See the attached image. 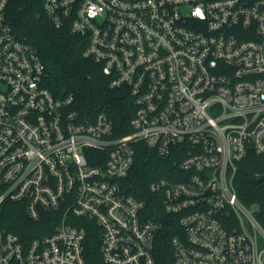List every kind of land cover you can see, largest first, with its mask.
<instances>
[{
	"label": "built area",
	"instance_id": "obj_1",
	"mask_svg": "<svg viewBox=\"0 0 264 264\" xmlns=\"http://www.w3.org/2000/svg\"><path fill=\"white\" fill-rule=\"evenodd\" d=\"M41 1L134 111L114 135L105 113L84 118L70 94L54 96L0 0V205L56 214L29 239L0 229V264H92L90 231L95 264H157L160 224L122 185L139 141L178 157L177 180L148 185L177 217L173 264H264V229L233 185L248 150L264 152V0Z\"/></svg>",
	"mask_w": 264,
	"mask_h": 264
},
{
	"label": "trees",
	"instance_id": "obj_2",
	"mask_svg": "<svg viewBox=\"0 0 264 264\" xmlns=\"http://www.w3.org/2000/svg\"><path fill=\"white\" fill-rule=\"evenodd\" d=\"M5 16L20 38L29 42L45 65L44 85L56 97L72 96V108L84 118L105 113L112 122L114 135L130 130L134 106L126 88H111L98 64L83 56L84 38L65 28L55 27L46 16L41 0H7ZM178 157H159L144 142L134 143V156L122 185L127 193L144 202L145 216L160 224L154 238L157 264H173L170 239L178 230L177 217L163 211L159 196L149 189L151 180L178 179ZM175 173V177L170 173ZM239 201L250 209L264 229V152L248 150L238 162L233 178ZM56 214L45 212L38 220L28 217L20 203L0 205V229L12 231L21 239L49 233ZM97 233L90 231L85 251L88 259L98 261Z\"/></svg>",
	"mask_w": 264,
	"mask_h": 264
}]
</instances>
